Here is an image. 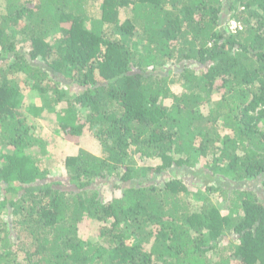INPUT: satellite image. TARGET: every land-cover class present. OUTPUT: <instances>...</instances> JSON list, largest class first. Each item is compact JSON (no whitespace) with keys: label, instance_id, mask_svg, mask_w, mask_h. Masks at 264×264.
<instances>
[{"label":"trees","instance_id":"16d2710c","mask_svg":"<svg viewBox=\"0 0 264 264\" xmlns=\"http://www.w3.org/2000/svg\"><path fill=\"white\" fill-rule=\"evenodd\" d=\"M1 3L0 264H264V0ZM18 78L47 105L23 111ZM50 107L100 150L58 178L33 122Z\"/></svg>","mask_w":264,"mask_h":264},{"label":"rangeland","instance_id":"374dc122","mask_svg":"<svg viewBox=\"0 0 264 264\" xmlns=\"http://www.w3.org/2000/svg\"><path fill=\"white\" fill-rule=\"evenodd\" d=\"M2 3L0 0V7L2 9ZM0 9V10H1ZM89 13L92 15H98L99 10L95 6L91 5V8L89 9ZM170 68L172 72H174V67H170L169 65L166 66V69ZM19 80L18 82H16ZM14 81L15 83L19 84V86L22 89V94H23V102H22V110L27 112V107L30 104H33L35 106H42L46 103L47 105V100L44 101L42 97L39 95L35 94L34 92H31L29 89V86L27 84H24L23 81H21L19 78ZM23 85V86H21ZM182 90L181 87L175 86L172 88V92L175 94L180 93ZM49 98V97H48ZM264 110V106H259L256 108L255 113L252 114L253 119H257L256 116L259 114V112ZM54 108L50 107L49 109H44L42 111L41 115H39L37 118H35L34 124H35V129H36V136L38 138L43 139L47 145H48V151L47 155L45 157H42L41 159V166L39 165L41 170L47 169L50 172V175L52 177H63L65 175V169L63 165V161L65 160V157L69 155H73L77 153V151L82 148L88 152H91L92 154H95L96 156L100 155V150L96 147H92L91 144L89 143H84L82 147H78L75 145L73 141H68L67 139H64L63 134L60 132L58 124L56 121H54ZM259 129L264 131V121L259 124ZM99 150V151H98ZM134 160L136 161V166L138 167H153L154 165L157 164V162H154V160H149L145 158H141L139 155H137ZM196 171L194 173H191V175L185 177L186 182L188 184V187L190 189V195L186 196V198L189 201V204L191 205V208L193 210H197L198 207L200 206V201L196 199L195 197V192L196 190H200L204 192L205 187L204 185H201V181L203 180L202 172ZM162 181V179H160ZM222 182V181H221ZM232 188H239L241 190H246L250 191L253 193H256L257 195H261V190H259V183L258 181H247L243 182L242 184H237V185H232L230 187ZM219 193V194H218ZM195 194V195H194ZM228 194H223L220 192H216L212 194V201L216 205V207L220 210V212L223 215L226 214H233L235 212H232L231 207H229V203L227 202V197ZM194 195V196H193ZM233 199V196L230 197Z\"/></svg>","mask_w":264,"mask_h":264}]
</instances>
